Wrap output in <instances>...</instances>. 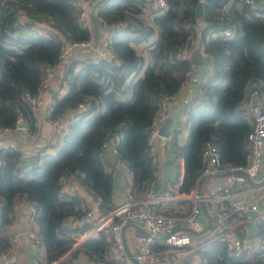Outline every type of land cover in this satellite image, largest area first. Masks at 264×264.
<instances>
[{
    "label": "trees",
    "instance_id": "1",
    "mask_svg": "<svg viewBox=\"0 0 264 264\" xmlns=\"http://www.w3.org/2000/svg\"><path fill=\"white\" fill-rule=\"evenodd\" d=\"M166 1V9L154 13V0H94L93 14L110 40L113 56H94L97 47L92 55L74 54L66 60L61 81L65 91L54 95L48 110L53 121H67L60 148L53 153L41 146L43 152L38 154H25L13 145L1 148L0 264L1 256L13 249L7 230L21 202L36 206L37 233L45 254L38 258L40 264L59 261L71 250L74 234L89 227L72 224L85 212L78 195L60 193L63 179L75 177L85 185L100 199L101 214L115 207V182L105 151L108 142L131 172L129 183L137 195L153 185L157 167L150 154L149 126L161 97L178 93L190 80L192 61L179 58L177 51L192 39L197 38L214 59L199 81L201 102H192L187 110L190 130L179 144L185 164L179 190L203 191L208 175L202 174L203 151L209 141L220 150V172L247 162L253 116L243 102L250 88L264 94V16L253 13L245 0H204L203 16L196 15L200 0ZM226 29H233V35ZM156 30L158 37L145 64L136 44ZM89 40L94 43L92 21L81 18L75 0H0V127L16 128L21 118L29 133L38 132V117L26 93L40 94L48 72L66 59L60 56L65 44ZM82 103L87 106L81 108ZM179 132L176 128L174 136ZM256 226L263 237L261 249L234 256L225 244L211 242L197 252L198 263L186 264H264V222ZM183 229L192 236L202 234ZM166 248L154 245L156 251ZM80 253L91 262L126 264L113 255L104 233L87 238L73 255ZM68 259L58 264H67ZM10 264L18 263L11 257Z\"/></svg>",
    "mask_w": 264,
    "mask_h": 264
},
{
    "label": "built area",
    "instance_id": "2",
    "mask_svg": "<svg viewBox=\"0 0 264 264\" xmlns=\"http://www.w3.org/2000/svg\"><path fill=\"white\" fill-rule=\"evenodd\" d=\"M81 10V18L83 20H90L89 14L84 10V7L77 2ZM253 13L264 16V0H245ZM157 10L154 13L163 12L167 7L166 0H154V5ZM152 15V13H150ZM124 24V22H122ZM38 26V24H37ZM35 27V26H34ZM227 34L233 35V29H226ZM195 39L186 42L177 51V56L181 59H192L191 45ZM110 40L107 36H103L99 50L94 56L98 58L113 56L110 47ZM86 44L93 45L92 41L80 43H68L62 47L60 56L62 59L67 58L76 45ZM200 54L207 56L210 60L214 59L212 54H209L204 45L199 46ZM198 48V50H199ZM53 71H49L48 75L43 81V88L48 83ZM67 86V84H66ZM200 87V86H199ZM201 89V88H200ZM253 91V92H252ZM257 89H250L254 94ZM42 92V91H41ZM41 92L38 95H31L26 93V98L30 101L35 113L39 112V100ZM258 92V91H257ZM60 95V94H59ZM203 98L202 90L196 96H193L191 101H187L185 105L186 116L182 118L177 128L180 131L190 129L187 110L190 109L191 103L195 104L201 102ZM178 100V93L164 94L160 101L156 113L153 116L149 126V142L150 154L152 156V163L158 166L157 150L155 148L158 137L161 133V125L165 121L171 105ZM51 103L48 107V110ZM86 103L81 104V108H85ZM253 116V126L248 133V146L250 152L248 160L244 164H236L224 174L222 182L211 185L207 192H202L197 188H193L189 192L179 190L182 180L175 181L168 186L163 192H156L153 188H149L142 195H137L129 183L130 180H125V186L121 190L120 196L117 198L115 207L110 211L95 215V209L89 201L80 197V208L85 212L81 221L72 220V224L77 222L86 223L89 227L84 232H77L74 234V243L71 250L65 254L59 261L52 263L58 264L69 258L67 264H107L104 261L91 262L83 254L73 255L74 251L90 236L98 233H104L111 242L113 255L124 258L126 264H135L136 260L141 263L157 262L159 264H186L182 258L174 256L173 249H186L190 253L198 252L201 248L211 242H220L225 244L231 255L242 256L251 251L261 249L262 234L259 233V245L255 249L251 248L243 236L234 231L233 216L239 214L246 221L264 222V208L260 206V196L264 190V179L256 181L253 179L262 168L264 162V105L256 102L248 108ZM50 119V118H49ZM56 128L63 135L67 130V121H53ZM23 121L21 118L19 123ZM24 122V121H23ZM9 127H0V134L5 131H11ZM187 131V132H188ZM106 145L115 147L109 142ZM107 146V147H108ZM106 147V148H107ZM40 150L43 152L40 145H37L32 154H38ZM1 154V148H0ZM204 165L202 174H211L221 171L223 164L222 157L218 146L209 141L207 142L203 151ZM71 177L63 179V185L60 188V193H69ZM258 180V179H257ZM184 198L189 203L190 208L186 212L177 214L164 213L160 210L159 205L166 200L172 198ZM204 204L211 205L209 215L212 217L213 229L209 235H205L204 216H206V209ZM36 206L28 203V221L25 227V234L28 243L31 247L36 261L40 257L43 247L40 243V237L37 233L38 225L36 222ZM70 222V221H69ZM70 222V223H71ZM129 223H142L146 232L136 238L134 255L124 254L126 246L124 238V229ZM191 228L196 232H202L201 235L192 236L188 232L183 231V228ZM163 244L169 249L163 251H156L154 245ZM14 246V245H13ZM12 246V247H13ZM170 250L172 252H170ZM2 264H10V253H5L2 256Z\"/></svg>",
    "mask_w": 264,
    "mask_h": 264
},
{
    "label": "crops",
    "instance_id": "3",
    "mask_svg": "<svg viewBox=\"0 0 264 264\" xmlns=\"http://www.w3.org/2000/svg\"><path fill=\"white\" fill-rule=\"evenodd\" d=\"M77 2L84 7V10L91 17V13H94L95 11L94 0H77ZM155 40H153V42ZM151 44L152 42L150 44H147L144 48L145 51L143 52V54L146 57L145 64H147V61L149 60L148 49L151 46ZM198 48H199V42L198 39L196 38L191 45V54L192 57L193 55L198 54L203 59V64H201V77H200L201 80V78L205 75V73H208L210 71L211 60L210 58L205 56L209 61L207 67L209 71L204 73L203 65L205 64V60H204V56H202L199 53ZM137 50L140 52L138 48ZM95 52H96V48H94L91 45L90 47L86 46L73 50L68 57L71 58L73 57L74 54H76L78 57L87 54L92 55ZM68 57L55 66L53 70V74L49 78L48 83L42 89L41 97L39 100L40 109L38 113H35L38 117V122H37L38 132L29 133L26 127L19 126L21 127V130L18 131L19 133L16 134L15 131L13 132L11 130L10 133L6 134L8 137L5 138L4 143L0 144V147L13 145L18 147L25 154L33 152L37 145L42 146L45 152L54 153L60 148L61 144L63 143V135L56 128V125L48 118V107L52 102L53 97L56 93L62 95L63 92L65 91L63 87L61 88V81L63 79V74L66 68V60L68 59ZM145 68L146 65H144L142 69L139 71L138 76L143 74ZM255 84L256 83H251L250 86L253 87V85ZM189 87H190V80L184 83L180 88L178 92V100L174 102V103H180V105L177 108L176 116L174 118L173 124L171 125V129L166 136L160 133V136L158 137L156 142L155 148L157 150V156H158L157 177H156L157 180L153 182V185H151L150 187L153 188L154 191L156 192L165 191V189L171 184H173V182L183 180L184 177V172H185L184 156L181 147H179V144L183 143L189 131L188 130L180 131L177 136H174V130L177 128L182 118L186 116L185 113L186 103L183 104V102H185L186 95L189 91ZM200 92L201 89L198 85V89L195 91L194 96H196ZM252 92H250L248 98L244 100L243 105L248 108H250V106L256 102H260L264 105V94L259 93L257 91H254V94ZM173 104L171 105V107L173 106ZM105 151L107 153L109 152V156L107 157V168L112 172V175L114 177L115 197L117 200V198L120 196V193L123 191L122 189L125 186V180H130L132 174L127 168L124 161H122L120 158H118L117 155H115L116 153L113 149L106 148ZM224 174H225L224 172H217V173H211L205 175L203 179H207V180L202 184V189H203L202 192H207L211 187V185L222 182L224 180ZM71 179L72 180H70L69 193L71 195L75 194L86 198L89 201L90 205L94 207L95 215L97 216L101 214V212L99 211L100 199L96 198L92 194V192L81 182L74 180L76 179L75 177H71ZM253 179H256V181H260L264 179V162L259 173ZM259 199H260V206L264 208V190L262 191V194ZM210 206L211 205L209 204H204L203 206V208L207 210L206 216H204L203 219L205 223V233H204L205 235H209L213 229L212 217L208 213L209 212L208 208ZM159 207L160 210L164 213L166 212L181 213L188 211L190 205L186 201V199L177 197L163 201L159 205ZM27 216H28V203L21 202L15 209V212L12 215V223L7 230L8 236L11 239L12 246L14 245L12 251L10 252V256L12 257V260L17 262L18 264H40L39 262L36 261L35 255L31 250L27 236L25 234V227L28 221ZM0 217H1V212H0ZM233 219L234 222L236 223L234 225V231L237 234L243 236L246 243L250 245L251 248L255 249V246H258L260 242L259 239L260 234L256 226L257 222L255 220L246 221L238 213L233 216ZM145 232L146 229L142 223H129L125 227L124 238H125L126 246L124 249V254L134 255L136 253V248H135L136 238ZM261 243L263 246V239H261ZM167 249L169 248H166L165 250ZM172 251L174 256L178 258H182L186 263L188 262L190 263V261L193 263H198L199 261V255L196 252L190 253L186 249H181V248L178 250L173 249ZM172 251L170 250V252ZM44 255L45 254L42 251L40 258H42ZM135 262H136L135 264H159L157 262L141 263L138 262L137 260Z\"/></svg>",
    "mask_w": 264,
    "mask_h": 264
},
{
    "label": "water",
    "instance_id": "4",
    "mask_svg": "<svg viewBox=\"0 0 264 264\" xmlns=\"http://www.w3.org/2000/svg\"><path fill=\"white\" fill-rule=\"evenodd\" d=\"M204 0H200L199 4L197 5L196 7V15L197 16H203L204 14ZM91 21H92V24H93V29H94V43H93V47L94 48H97L99 47L100 45V40L103 38L104 36V33L100 30V26L94 16L93 13H91ZM80 47H83V46H86V44H80L79 45ZM192 70H191V76H190V87H189V91L186 95V99H185V102L186 103L187 101H191L194 94H195V91L198 89V85H199V80H200V77H201V64H203V59L202 57H200L198 54H195L193 55L192 59ZM180 105V103H174L173 106L171 107L165 121L163 122V124L161 125V133L163 135H167L168 132L170 131L171 129V125L173 124L174 122V118L176 116V112H177V108L178 106ZM19 126H23V127H26L27 126V123L26 122H23L21 121L19 123Z\"/></svg>",
    "mask_w": 264,
    "mask_h": 264
},
{
    "label": "rangeland",
    "instance_id": "5",
    "mask_svg": "<svg viewBox=\"0 0 264 264\" xmlns=\"http://www.w3.org/2000/svg\"><path fill=\"white\" fill-rule=\"evenodd\" d=\"M158 37V31L156 30V31H154L151 35H150V37L147 39V40H144V41H142V42H140V43H137L136 45H137V48L140 50V52H144L145 51V46L147 45V44H150L151 42H153V40H155L156 38ZM204 60H205V64L203 65V72L205 73V72H208L209 71V69L207 68L208 67V59H207V57H205L204 56ZM206 74H208V73H205V75ZM19 130H21V127H16V128H13L12 129V131L14 132L15 131V133L16 134H18L19 132ZM8 133H10V131H5V132H3L2 133V135H0V144H2V143H4L5 142V138H7L8 136L6 135V134H8ZM0 148H2V147H0ZM13 256V255H12ZM10 259H11V256H10Z\"/></svg>",
    "mask_w": 264,
    "mask_h": 264
}]
</instances>
